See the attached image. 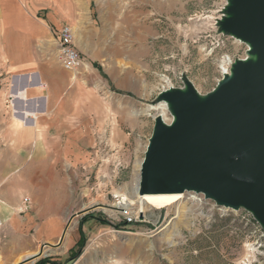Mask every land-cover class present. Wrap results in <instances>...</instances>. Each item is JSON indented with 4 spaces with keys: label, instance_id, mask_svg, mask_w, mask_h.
Returning <instances> with one entry per match:
<instances>
[{
    "label": "rangeland",
    "instance_id": "374dc122",
    "mask_svg": "<svg viewBox=\"0 0 264 264\" xmlns=\"http://www.w3.org/2000/svg\"><path fill=\"white\" fill-rule=\"evenodd\" d=\"M228 3L93 0L81 8L86 17L72 28L84 64L70 77H58L62 101L48 119L55 113L61 123L76 117L94 139L93 155L77 164L81 173L61 176L75 197L59 234L38 246L35 252L41 254L26 262L21 258L20 264H264V228L244 208L186 192L181 215L179 206L151 208L144 218L125 223L124 212L105 209L114 207L120 192L137 200V164L145 157L155 118L164 112L169 123L173 117L160 93L186 88L187 79L204 97L222 80L225 61L230 72L237 59L248 57V43L220 28ZM55 37L46 36L42 50L53 55V65H62ZM6 66L0 52V138L22 128ZM36 73V88L47 95L50 86ZM72 83L75 104L72 95H64ZM49 129L50 135L58 132ZM54 162L70 167L63 159Z\"/></svg>",
    "mask_w": 264,
    "mask_h": 264
},
{
    "label": "crops",
    "instance_id": "0c3cea01",
    "mask_svg": "<svg viewBox=\"0 0 264 264\" xmlns=\"http://www.w3.org/2000/svg\"><path fill=\"white\" fill-rule=\"evenodd\" d=\"M92 1L0 0V52L7 64V78L14 83V110L22 122L20 133L0 138V264H20L23 256L59 234L75 197L67 178L61 176L81 173L77 164L93 155L94 139L80 128L76 117L61 123L55 113L48 119L49 111L62 101L57 79L70 77L72 71L59 63L53 65V55L42 50L45 37H55V27L69 24L77 28L86 17L81 8ZM35 72L50 86L47 95L36 88ZM73 85L67 84L64 95H72L75 104ZM50 126L58 132L50 135ZM61 159L70 167L53 165ZM25 197L31 202L25 204Z\"/></svg>",
    "mask_w": 264,
    "mask_h": 264
},
{
    "label": "water",
    "instance_id": "95a60500",
    "mask_svg": "<svg viewBox=\"0 0 264 264\" xmlns=\"http://www.w3.org/2000/svg\"><path fill=\"white\" fill-rule=\"evenodd\" d=\"M219 25L254 57L237 59L204 97L187 79L160 93L173 120L155 118L136 191L202 194L264 228V0H229Z\"/></svg>",
    "mask_w": 264,
    "mask_h": 264
},
{
    "label": "bare ground",
    "instance_id": "6f19581e",
    "mask_svg": "<svg viewBox=\"0 0 264 264\" xmlns=\"http://www.w3.org/2000/svg\"><path fill=\"white\" fill-rule=\"evenodd\" d=\"M248 46H249V44H248ZM249 48H250V46H249ZM248 54H249L248 57L243 58V59H249V58H253L254 57L251 53H249V49H248ZM224 63L225 64L222 67L223 73L224 74H230L231 71L228 72L227 62L225 61ZM172 88H174V87H170L169 89H172ZM163 102L167 103L168 108L171 111L170 104L167 101H163ZM162 113H163V115H161V116H162L163 120L166 122L165 113L164 112H162ZM158 115H160V114H158ZM172 120H173V117H172ZM166 123H168V122H166ZM141 164H142V161L137 164V167H138V170H139V176H140ZM139 180H140V177H138L136 188H135V193H136L137 200L133 199L132 197H130V196L124 194V193L122 194L120 192L119 194H117V195H119V199L120 200L113 205L114 207H111L112 209L111 208L110 209L109 208H105V209H107L108 211H121V210L124 209V210H129L131 212L133 210L135 211V209H138L137 210L138 213H144V212H146V210L151 209V208L162 209V208H169V207H173V206H179L178 213H179V215L182 214L181 208L183 209L184 206L183 205L180 206V204H181V200L183 198V194H185V193L139 195L137 193V191H136V189L138 187V184H139ZM136 203H137V205H136ZM167 228H168V226H166L164 229H167ZM140 235L143 236V234H140ZM170 235L171 234H169V236ZM169 239H170V237H169ZM170 242L172 243L171 239H170ZM40 252L41 251L26 254L25 256H23V259L25 261L28 258L36 257L39 254H41Z\"/></svg>",
    "mask_w": 264,
    "mask_h": 264
},
{
    "label": "built area",
    "instance_id": "2783aa9c",
    "mask_svg": "<svg viewBox=\"0 0 264 264\" xmlns=\"http://www.w3.org/2000/svg\"><path fill=\"white\" fill-rule=\"evenodd\" d=\"M54 34L58 39L59 45V56L62 66L67 70H78L83 64V58L75 44V32L73 28L68 24H62L61 26L55 27L53 30ZM24 203L28 204L31 202L29 197L24 198ZM118 213L124 212L127 223L135 222L141 217L144 218V213H138L136 211L130 212L129 210L116 211ZM94 264H109L96 262Z\"/></svg>",
    "mask_w": 264,
    "mask_h": 264
},
{
    "label": "trees",
    "instance_id": "16d2710c",
    "mask_svg": "<svg viewBox=\"0 0 264 264\" xmlns=\"http://www.w3.org/2000/svg\"><path fill=\"white\" fill-rule=\"evenodd\" d=\"M125 223H127V222H125ZM79 256H80V254L78 253V254H76V256H74V257L76 258V257H79Z\"/></svg>",
    "mask_w": 264,
    "mask_h": 264
}]
</instances>
